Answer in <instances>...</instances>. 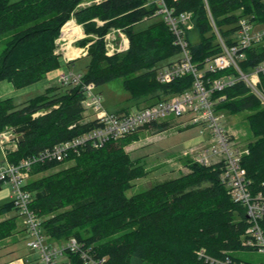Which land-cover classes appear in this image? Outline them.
I'll return each instance as SVG.
<instances>
[{
  "label": "trees",
  "instance_id": "16d2710c",
  "mask_svg": "<svg viewBox=\"0 0 264 264\" xmlns=\"http://www.w3.org/2000/svg\"><path fill=\"white\" fill-rule=\"evenodd\" d=\"M94 1L0 0V40L5 41L0 53V82L23 89L60 69L63 64L58 42L65 24L74 18L86 35L78 42L88 50L89 61L82 74L85 84L92 83L98 89L123 79L122 85L136 108L143 102L152 106L191 88L192 76L165 84L157 80V70L179 60L181 48L174 44L175 36L164 20L135 30L137 25L155 18L158 8L151 0ZM167 4L175 8L176 14L192 13L194 27L188 31L187 40L193 61L200 66L221 52L211 18L225 39L236 31L243 13L254 12L258 21H264L263 0H167ZM113 29L127 35L129 46L108 55L105 39ZM246 55L240 66L244 71L264 59V51L256 48ZM224 74L208 76L217 79ZM260 80L264 91V75ZM45 91L22 105L16 104L14 98L0 97V134L29 127L23 142L13 140L17 149L7 150L6 158L11 164L39 155L96 125V121L85 120V94L80 86H51ZM213 98L219 99L217 113H247L249 153L242 158V166L252 191L264 192L262 100L244 81L217 91ZM169 125L160 123L151 128L163 132ZM133 134L101 148L87 147L64 162L32 167V179L25 190L33 195L31 208L42 221L48 243L75 238L91 256L105 259L103 264H208L199 258L202 249L212 258L229 256L237 262H247L238 256L240 251L249 252L243 246L250 227L247 211L234 202L221 182L223 164L205 167L189 163V171L182 176L158 182L130 197L127 193L133 182L148 173L142 160L133 159L125 150L135 140ZM65 162L72 164L39 177ZM17 210L13 199L0 205V242L20 231L17 215L6 217ZM65 256L69 264H84L78 253L67 251Z\"/></svg>",
  "mask_w": 264,
  "mask_h": 264
},
{
  "label": "built area",
  "instance_id": "2783aa9c",
  "mask_svg": "<svg viewBox=\"0 0 264 264\" xmlns=\"http://www.w3.org/2000/svg\"><path fill=\"white\" fill-rule=\"evenodd\" d=\"M150 3H154L158 8L153 17L164 20L175 36L174 44L181 48L180 59L177 62L166 64L157 70V80L165 84L174 82L178 78L192 76L193 85L190 89L167 96L152 106L113 114L104 108L102 97L98 94L95 85L85 84L84 76L75 71L62 70L59 73L57 82L60 86H80L84 90L85 98L82 101L84 112L91 111L95 114L96 118L92 121H96V125L89 132L41 151L39 155L30 156L17 164L6 161L0 166V187L4 184L12 185L13 201L26 222L29 234L27 247L39 255L35 264H59L60 258L65 256L67 251L78 253L84 264H103L105 259L91 256L89 249H85L84 245L75 238H71L65 246H53L48 243V238L42 232V221L31 208L33 195L25 190L32 167L39 163L64 162L71 154L78 156L87 147L101 148L111 141L121 140L141 129H148L171 118H186L189 125L201 128L200 133L204 135V139L192 159L205 167L223 164L221 182L226 186L234 202L240 203L247 211L250 227L244 235L243 246L249 252L257 251L264 255L262 227L264 192L252 191L248 173L242 166V158L249 153V148L240 145L235 139V134L231 135L225 129L222 121L225 114L217 113L216 105L219 99L213 98V94L217 91L244 81L264 104V91L260 87V77L264 75V59L254 67H250L248 71L240 68L242 62L247 59L248 50L256 48L264 51V21H258L254 12L243 13L236 24V31L229 36V39H225L211 18L221 52L215 57L207 58L200 66L193 61L187 40L188 31L194 27L192 13L176 14L175 8L169 7L167 0H151ZM106 36L108 55L128 49L129 39L122 30L113 29ZM219 72L225 74L217 79L208 76ZM14 134V129L0 134L1 150L6 155V144L12 143ZM199 258L205 259L208 264H249L243 261L237 262L229 256L224 259L212 258L204 249L199 251ZM250 264L264 263L250 262Z\"/></svg>",
  "mask_w": 264,
  "mask_h": 264
},
{
  "label": "rangeland",
  "instance_id": "374dc122",
  "mask_svg": "<svg viewBox=\"0 0 264 264\" xmlns=\"http://www.w3.org/2000/svg\"><path fill=\"white\" fill-rule=\"evenodd\" d=\"M17 1L18 0H12V2ZM96 1L101 0H95L94 2ZM159 19L160 17L146 20L137 25L135 30L139 31L146 29L152 22H156ZM71 21L72 24H74V29L76 27L78 28V31H76L72 37H69V35L65 33L64 28ZM71 21L65 24L58 42L59 47L57 51L62 55V67L50 72L46 81L39 82L33 86L24 87L23 89L14 88L13 85L7 81L0 82V96H11L14 98L16 104H23L38 95L44 94L46 92L45 90L48 88L46 87L48 83H50L51 86L68 88L67 86H60L57 83V76L62 70L75 71L81 74L85 72L89 61L88 57H86L88 50L87 46H85V48L80 47L78 42L85 39L86 35L84 34L82 26L77 25L74 18L71 19ZM105 40L107 49V37ZM4 47L5 41L1 39L0 53ZM122 84L123 79H118L100 86V88L97 89L98 94L102 97L104 108L109 113H125L137 109L133 100H130V94L125 90ZM145 103L148 102H143L141 104L142 107L143 105L145 106ZM84 115L86 121L96 118L95 114L91 111ZM246 116V112L231 116L225 114L222 120L225 129L229 134H235V139H237V142H239L240 145H245L250 140L247 120L245 119ZM167 122L170 125L166 131L159 132L151 127L148 129H141V131H138L139 133L133 134L134 137L136 136L135 140L125 146L126 152H130L133 159H141L142 163L146 165L148 171L144 178L133 182V186L130 189L131 191L127 193L128 196L131 197L133 194L144 191V189L150 188L158 182L170 181V179L182 176V174L188 172L187 165L194 162L192 158L198 151L195 150L194 147L199 149L198 147L204 139V135H201L200 133L201 128L195 126L191 127L186 118H171L168 119L166 123ZM16 141H13V144L10 142L12 146H10V143L6 144L7 150H13ZM2 154L3 152L0 150V166L6 163V161H3V157L1 158ZM7 161L9 162V160ZM71 164V162H65V164L59 166L53 171L40 174L39 177L52 174L54 171L65 169V167H68ZM31 179L32 177H29L27 181H30ZM10 194H13L12 185L4 184L0 194V205L11 200V197H9ZM16 215L18 217L20 231L17 232L16 236L0 242V264H19L21 263L20 260L25 262L30 261V263L32 262V264H35L39 255L37 252H34V250L27 247L29 234L27 233L26 222H24V218L20 215L18 210L10 214L11 217H15ZM68 242L69 241H64L62 243L56 242L52 243V245L65 246ZM238 256L247 262L264 263V255L257 251H240L238 252ZM59 264H69L67 256L60 258Z\"/></svg>",
  "mask_w": 264,
  "mask_h": 264
},
{
  "label": "water",
  "instance_id": "95a60500",
  "mask_svg": "<svg viewBox=\"0 0 264 264\" xmlns=\"http://www.w3.org/2000/svg\"><path fill=\"white\" fill-rule=\"evenodd\" d=\"M29 127L28 125H24L22 127L15 128V134L13 138H16L17 142L21 143L24 141V135L28 131ZM17 144H15V149H17Z\"/></svg>",
  "mask_w": 264,
  "mask_h": 264
},
{
  "label": "crops",
  "instance_id": "0c3cea01",
  "mask_svg": "<svg viewBox=\"0 0 264 264\" xmlns=\"http://www.w3.org/2000/svg\"><path fill=\"white\" fill-rule=\"evenodd\" d=\"M62 63H63V60H62ZM50 73H48V75H49ZM47 75V76H48ZM59 75V74H58ZM47 78V77H46ZM47 79H45L44 81H46ZM44 81H42V82H44ZM58 83V82H57ZM46 87H51V85H50V83H48V85L46 86ZM48 89V88H47ZM1 98H3V99H7V98H10V97H3V96H0ZM11 98H13V97H11ZM20 105V104H19ZM22 105V104H21ZM248 144V142L245 144V145H243V146H246ZM10 146H12V145H10ZM194 149L195 150H197L195 147H194ZM1 150V149H0ZM2 152H3V154L1 155V158L2 159H4L3 161L5 162V161H7V158H6V154H5V152L3 151V150H1ZM188 171H189V169H188ZM1 192H2V186H1V188H0V194H1ZM9 197H11V200H12V198H13V196L10 194L9 195ZM6 217H11L10 216V214L9 215H7Z\"/></svg>",
  "mask_w": 264,
  "mask_h": 264
},
{
  "label": "bare ground",
  "instance_id": "6f19581e",
  "mask_svg": "<svg viewBox=\"0 0 264 264\" xmlns=\"http://www.w3.org/2000/svg\"><path fill=\"white\" fill-rule=\"evenodd\" d=\"M74 24H72V21L71 22H69L68 24H67V26L64 28V30H65V33L66 34H68L69 35V37H72V35L73 34H75V32L76 31H78V28H76L75 27V29H74V26H73ZM72 26V27H71ZM69 27H71V28H69ZM75 30V31H74ZM69 32V33H68ZM67 35V36H68ZM63 36V35H62Z\"/></svg>",
  "mask_w": 264,
  "mask_h": 264
}]
</instances>
